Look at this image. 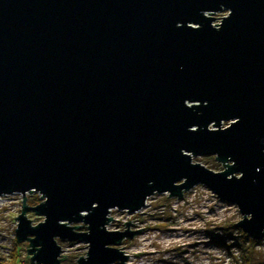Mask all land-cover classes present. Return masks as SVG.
I'll list each match as a JSON object with an SVG mask.
<instances>
[{"label": "water", "instance_id": "95a60500", "mask_svg": "<svg viewBox=\"0 0 264 264\" xmlns=\"http://www.w3.org/2000/svg\"><path fill=\"white\" fill-rule=\"evenodd\" d=\"M196 185L264 239V0H0V197L21 196L30 264H60L55 239L126 264L142 228L106 230L109 211Z\"/></svg>", "mask_w": 264, "mask_h": 264}, {"label": "rangeland", "instance_id": "374dc122", "mask_svg": "<svg viewBox=\"0 0 264 264\" xmlns=\"http://www.w3.org/2000/svg\"><path fill=\"white\" fill-rule=\"evenodd\" d=\"M225 14L226 11L215 14L213 26ZM226 125L222 123L221 127ZM191 160L206 168L217 164L214 156H192ZM217 165V170L212 171H221V164ZM167 195H150L144 206L132 214L109 211L111 220L106 230L123 231L126 227L122 223L127 221L134 225H129L130 231L142 228L140 234L116 245L127 255L126 264H264V239L253 241L235 227L234 223L242 219L236 206L219 201L201 185L183 191L179 198ZM39 197L37 193H27L25 204L36 206L42 201ZM20 210V195L0 197V264H11L14 254L20 264H30L26 254L28 243H17L14 237V218ZM25 215L31 226L43 221L32 212ZM71 224L81 226L77 231H85L84 224ZM55 243L61 248L59 257H66L60 264H76L78 257H85L87 252L83 242L55 239Z\"/></svg>", "mask_w": 264, "mask_h": 264}, {"label": "trees", "instance_id": "16d2710c", "mask_svg": "<svg viewBox=\"0 0 264 264\" xmlns=\"http://www.w3.org/2000/svg\"><path fill=\"white\" fill-rule=\"evenodd\" d=\"M219 166L217 165V164H213L212 163V165L210 166V168L208 167V169L210 170H217V169H215V168H218ZM225 246V245H224ZM224 246H222L223 248H224ZM16 253V252H15ZM11 259H12V261H11V264H20V260L19 259H17V256H16V254H14L13 256H11Z\"/></svg>", "mask_w": 264, "mask_h": 264}, {"label": "built area", "instance_id": "2783aa9c", "mask_svg": "<svg viewBox=\"0 0 264 264\" xmlns=\"http://www.w3.org/2000/svg\"><path fill=\"white\" fill-rule=\"evenodd\" d=\"M30 193H33V192H30ZM36 194V193H35ZM38 194V193H37Z\"/></svg>", "mask_w": 264, "mask_h": 264}]
</instances>
